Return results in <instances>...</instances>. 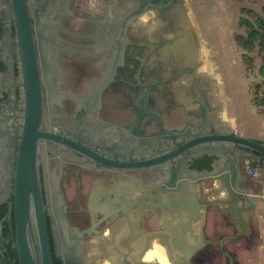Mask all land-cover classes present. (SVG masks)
Instances as JSON below:
<instances>
[{
	"label": "flooded vegetation",
	"instance_id": "obj_1",
	"mask_svg": "<svg viewBox=\"0 0 264 264\" xmlns=\"http://www.w3.org/2000/svg\"><path fill=\"white\" fill-rule=\"evenodd\" d=\"M162 1L26 0L41 82L39 131L53 135L39 136L35 156L52 264H159L165 257L169 264H219L220 259L230 264L232 257L235 262L227 246L219 247L220 238L235 232L219 205L211 206L206 217L213 241L191 253L190 260L189 251L170 237L164 249L148 247L155 231L151 224L168 214L153 208L151 186L160 177L148 163L121 166L153 158L150 148L154 134L162 133L160 126L183 130L202 121L204 102L210 104L208 130L220 120L211 107L216 83L201 70L199 34L179 6L152 8ZM0 7V206L7 208L0 220V254L6 260L8 242L15 246L16 241L27 87L13 2L0 0ZM124 184L133 187L124 200L133 203L131 210L112 214L109 201ZM30 212L28 241L33 255L34 241L41 254L32 185ZM217 216L226 228L210 233L211 217ZM11 263L19 264L18 257Z\"/></svg>",
	"mask_w": 264,
	"mask_h": 264
},
{
	"label": "water",
	"instance_id": "obj_2",
	"mask_svg": "<svg viewBox=\"0 0 264 264\" xmlns=\"http://www.w3.org/2000/svg\"><path fill=\"white\" fill-rule=\"evenodd\" d=\"M12 2L27 87V115L18 159L17 192L14 207L15 246L19 264H52L46 216L37 191L35 156L39 136L53 135L39 131L41 82L27 3L26 0H12ZM176 6L182 8L186 13L188 12L185 0H163L160 4L153 5L152 8L164 11V9L169 10ZM203 104L206 110L205 117L202 121L192 124L191 129L167 130L160 126L162 133L154 134L155 142L151 144L150 148L154 153L153 158L132 164L121 163V166H134L135 168L145 167L147 163L152 165L156 175L160 177L151 186L153 189L155 188L152 199L155 201L153 208H165L168 211L167 215L172 220L171 233L178 245L189 251L188 259L191 253L201 250L213 241L206 233V217L211 206L219 205L221 213L228 216L235 227L233 234L225 235L219 239L221 250L227 248V239L237 240L243 235L250 236L252 231L250 219L257 207L256 196L249 194L246 189L240 186L241 175L236 166L226 161H223L219 166L217 159L214 158L210 167L199 169L194 166L196 160L204 155L213 156L216 151L214 150V143L217 142L231 143L233 148L226 146L220 148V151L222 154H228L232 149L233 158H240L245 155L242 147L258 152L260 157H264L263 142L233 132L221 131L218 124L212 126V132L209 131L207 115L209 104L207 102ZM194 131L197 134L188 135V132L193 134ZM161 136L166 138L165 141L160 139ZM30 185H32L36 200V217L41 249V254H39L37 244L34 241L35 255H33L28 241V222L31 214ZM132 188L124 184L120 189L122 193L117 194V197L114 196L112 200L110 199L108 207L115 211L112 214L119 212L129 214L133 203H129V200L127 203L124 200L128 199L130 192L133 191ZM143 191L144 189L141 187L140 192L143 193ZM118 195L121 196V199L118 198ZM140 197L143 198L144 195ZM200 212L203 215H201V223L197 222V224L196 219ZM106 213L108 214V212ZM124 261H128L127 255ZM218 263L222 264L221 259ZM229 263L237 264L233 257ZM0 264H9L1 254Z\"/></svg>",
	"mask_w": 264,
	"mask_h": 264
},
{
	"label": "crops",
	"instance_id": "obj_3",
	"mask_svg": "<svg viewBox=\"0 0 264 264\" xmlns=\"http://www.w3.org/2000/svg\"><path fill=\"white\" fill-rule=\"evenodd\" d=\"M190 1L191 0H185V6L188 9L186 16L188 21H190L192 29L198 33L197 29L194 28L193 23L191 22V20L196 22L198 18ZM204 48L205 46L202 43L200 50L202 60H206L207 58L204 53ZM261 65L262 64L260 63L258 70ZM205 72L212 76L213 82L216 83L215 85L217 87V96L215 101L218 106H214L216 103H212L211 107L216 108V110L220 113V120L218 122L220 127L219 129L224 132H233L237 135L246 136L264 143V111L260 110L252 99L250 101L248 100L247 102H243L242 99H239L236 92L231 91L230 88L225 89L224 87H221L213 73L207 71ZM255 81H264V76L260 73V71H257ZM186 100L187 102L189 101L188 96L186 97ZM226 146L230 148L234 147L229 142L214 143V150L216 151L213 154V157L217 159L219 166L223 163V161L236 166V169L239 170L241 175L240 186L246 189L249 194L256 196L255 198L257 203L254 215L250 219V227L252 230L250 236L247 237L246 235H243L237 240H230L226 243V246L233 252L235 262L237 264H264V160L259 155H256L255 152L244 147H242V149L245 155L240 158H233L231 152L232 149L228 154H222L220 148ZM247 157L254 159L255 166L260 170V174L258 176H252L246 172L244 168V160ZM207 184H209V182H207ZM120 189L121 186L118 185V187L114 189V192L120 195L122 193ZM106 190L109 191L110 189ZM72 194L73 192L70 191L71 196ZM155 220L157 222L153 221L151 224L152 227L155 228V231L150 234L146 241L148 243V247L164 249L170 246L169 242V244H166L167 242H165V239L170 237V241H176L171 233L172 220L168 215L164 216L160 220L157 218ZM211 224L212 225L209 228L210 233H212V231H224L226 228V225L222 220V216H217L216 219L211 217ZM166 234H169V236Z\"/></svg>",
	"mask_w": 264,
	"mask_h": 264
},
{
	"label": "rangeland",
	"instance_id": "obj_4",
	"mask_svg": "<svg viewBox=\"0 0 264 264\" xmlns=\"http://www.w3.org/2000/svg\"><path fill=\"white\" fill-rule=\"evenodd\" d=\"M197 20H191L207 56L203 71L211 72L225 89L237 93L243 102L250 101L256 88V73L263 63L264 41H255V49L244 50L238 35L247 36V22L257 24L264 15V0H191ZM1 9V7H0ZM1 15V14H0ZM2 46L0 44V50ZM244 55L248 58L245 59ZM262 56V57H261ZM259 80V79H258ZM264 82V81H263Z\"/></svg>",
	"mask_w": 264,
	"mask_h": 264
},
{
	"label": "trees",
	"instance_id": "obj_5",
	"mask_svg": "<svg viewBox=\"0 0 264 264\" xmlns=\"http://www.w3.org/2000/svg\"><path fill=\"white\" fill-rule=\"evenodd\" d=\"M247 30L248 34L247 36H241L238 35L237 37V42L239 45L246 51H252L255 49V41L260 39H264V15L257 18V24L255 25L252 22H247ZM264 41L262 43L263 48ZM262 65L260 66V73L264 76V54H262ZM244 58L247 59L248 56L244 55ZM254 103L260 108V110L264 111V83L261 81L256 82V88L254 92V96L252 98ZM256 155H259L258 152H255ZM214 157L213 156H208L204 155L198 160H196L194 166L198 167L199 169L205 168V167H210L211 162L213 161ZM264 160V157H262ZM7 213V208L4 206H0V220L4 217V215ZM9 230L8 226L5 227V232ZM8 247V255L10 256V259L6 258V261L9 264H12L11 261L17 259L18 254H17V249L15 246H13L12 241L8 242L7 244Z\"/></svg>",
	"mask_w": 264,
	"mask_h": 264
},
{
	"label": "built area",
	"instance_id": "obj_6",
	"mask_svg": "<svg viewBox=\"0 0 264 264\" xmlns=\"http://www.w3.org/2000/svg\"><path fill=\"white\" fill-rule=\"evenodd\" d=\"M244 168L246 172L252 176H258L260 174V170L254 164V159L251 157H247L244 160Z\"/></svg>",
	"mask_w": 264,
	"mask_h": 264
},
{
	"label": "clouds",
	"instance_id": "obj_7",
	"mask_svg": "<svg viewBox=\"0 0 264 264\" xmlns=\"http://www.w3.org/2000/svg\"><path fill=\"white\" fill-rule=\"evenodd\" d=\"M159 264H169V261L165 257V259L159 261Z\"/></svg>",
	"mask_w": 264,
	"mask_h": 264
},
{
	"label": "bare ground",
	"instance_id": "obj_8",
	"mask_svg": "<svg viewBox=\"0 0 264 264\" xmlns=\"http://www.w3.org/2000/svg\"><path fill=\"white\" fill-rule=\"evenodd\" d=\"M151 256V255H150ZM153 257V256H152Z\"/></svg>",
	"mask_w": 264,
	"mask_h": 264
}]
</instances>
